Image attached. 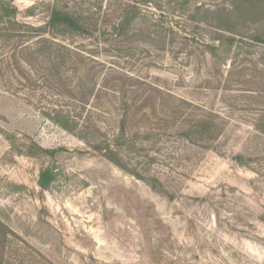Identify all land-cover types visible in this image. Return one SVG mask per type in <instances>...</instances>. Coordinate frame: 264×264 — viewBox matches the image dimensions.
Masks as SVG:
<instances>
[{
    "label": "rangeland",
    "instance_id": "rangeland-1",
    "mask_svg": "<svg viewBox=\"0 0 264 264\" xmlns=\"http://www.w3.org/2000/svg\"><path fill=\"white\" fill-rule=\"evenodd\" d=\"M12 1L17 20L33 27L46 23L55 2L84 14L97 10L99 34L125 3ZM150 1L139 5L140 22L170 28L162 50L146 36L58 38L70 53L57 77L44 61L16 68L0 56L9 66L0 78V222L16 236L10 261L264 264V134L254 127L264 114V46L234 47L226 58L205 49L213 13L231 0ZM110 71L124 77L128 105L136 93L126 129L155 138L144 145L149 157L130 164L155 178L160 192L46 118L53 110L89 118L109 140L122 114ZM46 168L53 181L42 191Z\"/></svg>",
    "mask_w": 264,
    "mask_h": 264
},
{
    "label": "trees",
    "instance_id": "trees-1",
    "mask_svg": "<svg viewBox=\"0 0 264 264\" xmlns=\"http://www.w3.org/2000/svg\"><path fill=\"white\" fill-rule=\"evenodd\" d=\"M124 1L125 3L120 9L117 22L110 26L109 30L111 31L103 30L99 34L98 27L100 25L96 16L98 14L97 10L84 14L80 9L75 11L66 4L61 6L55 2L48 6L46 23L43 26L33 27L17 20L18 10L12 0H0V56H3L4 53L9 55V63L12 61L16 68L18 62H21L34 69L31 59L34 61L40 60V63L44 61L46 63L45 71L47 73L55 71V76L57 77L58 68L65 65L68 61L66 55L70 53L69 48L56 44L55 40L58 38L69 41L73 37L98 40L107 36L113 40L114 35L123 41H129L133 38L137 40L139 36H146L149 41L162 50L166 45L168 33L171 31L170 28H164L162 25H152V27L143 28L146 21L142 20L140 22L142 14L140 13L139 5L146 6V4H151V1ZM156 7L159 9L158 6ZM213 14L216 18L214 20L215 24L211 27L215 31H213L209 42L204 45L211 56L217 57L221 54L226 58L234 47L241 49L244 46H264V0H231L230 8L227 10H216ZM161 18L163 17H159L157 22L162 23L163 20ZM252 26H255V28L252 29ZM5 60H0V78L9 67L4 65L3 62ZM261 60L263 65L262 73H264V56ZM115 72L110 71L106 79L109 82L117 81L119 83L115 86L118 87L117 92H114L118 93L122 98L120 101L122 114L119 115L117 132L109 140L103 139L100 128L95 123H91L89 118H85L82 121L79 118V121H76L56 110H53L52 114H47L46 118L61 129L74 135L93 153L99 154L115 167L136 179L144 181L156 192H160L155 178L149 176L145 178L135 169V166L132 167L130 164V162H136L140 157H149L145 153L144 145L151 142L150 146H153L154 141L152 138L154 137L150 134L141 135L138 130L135 131L136 128L126 129L129 109L135 106L136 93L132 92L133 97L130 100L132 105H128V102L125 101L127 92L126 86H124V77L122 78ZM106 87L104 86L103 88L105 89ZM110 89L109 87L106 88V90ZM198 125L203 127L205 121H200ZM254 127L261 134H264V114L261 115L259 123ZM186 137L188 138V135ZM235 161L240 165H248L250 160L237 156ZM52 181L53 174L46 168L40 172L37 184L42 191H46ZM11 237L15 238L16 236L0 222V264L17 263L16 260L10 261L6 258L12 241Z\"/></svg>",
    "mask_w": 264,
    "mask_h": 264
}]
</instances>
